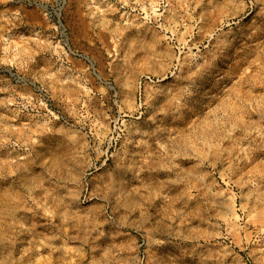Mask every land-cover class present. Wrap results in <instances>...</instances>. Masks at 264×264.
<instances>
[{
    "label": "rangeland",
    "instance_id": "1",
    "mask_svg": "<svg viewBox=\"0 0 264 264\" xmlns=\"http://www.w3.org/2000/svg\"><path fill=\"white\" fill-rule=\"evenodd\" d=\"M0 264H264V0H0Z\"/></svg>",
    "mask_w": 264,
    "mask_h": 264
}]
</instances>
